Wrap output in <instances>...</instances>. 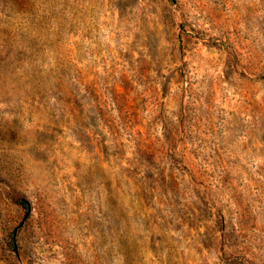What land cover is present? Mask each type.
<instances>
[{"label": "rangeland", "instance_id": "rangeland-1", "mask_svg": "<svg viewBox=\"0 0 264 264\" xmlns=\"http://www.w3.org/2000/svg\"><path fill=\"white\" fill-rule=\"evenodd\" d=\"M0 264H264V0H0Z\"/></svg>", "mask_w": 264, "mask_h": 264}]
</instances>
